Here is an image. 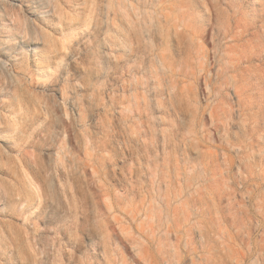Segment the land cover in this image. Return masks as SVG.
<instances>
[{"label":"rangeland","instance_id":"obj_1","mask_svg":"<svg viewBox=\"0 0 264 264\" xmlns=\"http://www.w3.org/2000/svg\"><path fill=\"white\" fill-rule=\"evenodd\" d=\"M0 264H264V0H0Z\"/></svg>","mask_w":264,"mask_h":264}]
</instances>
